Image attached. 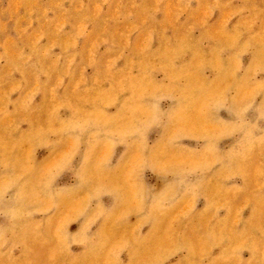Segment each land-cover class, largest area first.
I'll return each mask as SVG.
<instances>
[{"label":"rangeland","instance_id":"rangeland-1","mask_svg":"<svg viewBox=\"0 0 264 264\" xmlns=\"http://www.w3.org/2000/svg\"><path fill=\"white\" fill-rule=\"evenodd\" d=\"M0 264H264V0H0Z\"/></svg>","mask_w":264,"mask_h":264}]
</instances>
